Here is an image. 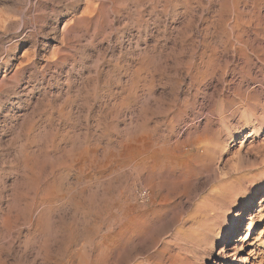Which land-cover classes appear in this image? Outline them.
<instances>
[{
	"label": "rangeland",
	"instance_id": "374dc122",
	"mask_svg": "<svg viewBox=\"0 0 264 264\" xmlns=\"http://www.w3.org/2000/svg\"><path fill=\"white\" fill-rule=\"evenodd\" d=\"M0 7V264H264V0Z\"/></svg>",
	"mask_w": 264,
	"mask_h": 264
},
{
	"label": "bare ground",
	"instance_id": "6f19581e",
	"mask_svg": "<svg viewBox=\"0 0 264 264\" xmlns=\"http://www.w3.org/2000/svg\"><path fill=\"white\" fill-rule=\"evenodd\" d=\"M241 40V39H240ZM227 45V44H226ZM210 107V106H209ZM203 127V126H202ZM201 129V128H200ZM142 131V130H141ZM202 134V133H201ZM200 133H199V136L201 135ZM206 134V133H205ZM133 135V134H132ZM131 135V136H132ZM138 136H139V134H137ZM204 135V134H203ZM135 136V135H134ZM138 136H136V137H138ZM150 136V135H149ZM205 136H207V135H204L203 137H197V139L193 142L194 143V147L195 148H197V150L196 151H198V157L199 158H197V159H200L201 161H203V162H201V163H207V165L209 166V167H211V169H213V171H215L216 172V174L217 175H219V176H221V175H223V171H221L220 170V168L219 167H217L218 165H217V158H218V150L221 148V147H218L217 145L218 144H213V142L212 143H208V142H206V143H202V141L205 139ZM129 137V136H128ZM127 137V138H128ZM133 137V136H132ZM131 137V138H132ZM207 138H209V137H207ZM193 139V138H192ZM146 140V139H145ZM152 140V139H151ZM158 140V139H157ZM194 140V139H193ZM209 140V139H208ZM126 141V140H125ZM210 141V140H209ZM213 141V140H212ZM123 142V141H122ZM127 142V141H126ZM125 142V143H126ZM190 142H192V140L190 141ZM124 143V144H125ZM166 144V143H165ZM163 145V144H155L154 145V185H156L158 188H160L161 186H164V184L166 183V181H167V179L168 180H172L173 182H181V181H184V179H185V175L187 174V173H189V172H191L192 171V168L193 167H191V168H189V165L191 164L190 163V161H188V162H186L185 163V165H183V166H178L179 168H176V170H174V172H173V174H171V171H170V173L169 172H167L166 173V171L168 170H166V167H167V165H170V164H168L170 161H171V159H173L172 158V156L176 153V150H177V143H175V146H171L170 144L169 145ZM142 143H141V141L140 140H138V139H136V140H134V141H130L129 143H127L126 144V147L128 148V149H130V150H133V149H135V150H140L141 148H142ZM172 145H174V144H172ZM191 145V144H190ZM119 146H120V144H119ZM216 146L219 148H216ZM183 148V147H182ZM192 149H193V147H192ZM218 149V150H217ZM145 150V149H144ZM222 150V149H221ZM186 151H187V149H186ZM220 151V150H219ZM78 152V151H77ZM76 152V153H77ZM81 152V151H80ZM88 152V151H87ZM124 152V151H123ZM183 152V151H182ZM188 152V151H187ZM190 152V151H189ZM139 153V152H138ZM78 154V153H77ZM76 154V155H77ZM194 154V153H193ZM79 155V154H78ZM77 155V156H78ZM83 155V154H82ZM87 155H85V157H86ZM196 156H197V154H196ZM79 157V156H78ZM88 157V156H87ZM179 157H181V156H179ZM193 157V156H192ZM81 158V157H80ZM196 158V157H195ZM84 159V158H83ZM105 159V158H104ZM193 159V158H192ZM149 160V159H148ZM174 160H176V159H174ZM174 160H172V161H174ZM191 160V159H190ZM86 161V160H85ZM84 161V162H85ZM143 161V160H142ZM147 161V160H146ZM176 161H178V159L176 160ZM82 162H83V160H82ZM83 162V163H84ZM192 162V161H191ZM196 162V161H195ZM71 163V162H70ZM140 163V162H139ZM150 163V162H149ZM173 163V162H172ZM176 163V162H175ZM91 164V163H90ZM151 164V163H150ZM174 164V163H173ZM172 164V165H173ZM187 164V165H186ZM195 163H193V165H194ZM197 164V163H196ZM219 164V163H218ZM84 165H85V163H84ZM138 165H140V164H138ZM137 165V166H138ZM171 165V166H172ZM192 165V164H191ZM217 165V166H216ZM145 166H147V165H145ZM174 166H175V164H174ZM92 168V167H91ZM142 168H144V167H142ZM147 168V167H146ZM170 168V167H169ZM236 168V167H235ZM86 169V168H85ZM174 169V168H173ZM233 169V168H232ZM232 169H229L227 172H225V174H227L228 175V177H221V180L222 181H224V182H227V180L233 175V172L231 171ZM206 171V170H205ZM210 171V170H209ZM169 173V174H168ZM204 173V172H203ZM168 175V176H167ZM35 178H37V177H35ZM33 180V179H32ZM35 180V179H34ZM36 181H37V179H36ZM39 181V180H38ZM229 181V180H228ZM229 183V182H228ZM227 183V184H228ZM40 184H41V182H40ZM36 185V184H35ZM228 185H230V184H228ZM37 186H40L39 185V183H38V185ZM179 187V186H178ZM39 188V187H38ZM226 188H227V186H226V184H224L223 185V187L221 188V192H226L225 190H226ZM40 189V188H39ZM42 189V188H41ZM228 189V188H227ZM46 190V189H45ZM35 191H37V190H35ZM50 192V191H49ZM56 192V191H55ZM56 195V194H55ZM218 197V196H217ZM225 197V196H224ZM164 199H165V197H164ZM166 200V199H165ZM208 203H210V202H208ZM34 204V203H33ZM161 205V204H160ZM217 206V205H216ZM215 210V209H214ZM168 211V210H167ZM197 214V213H196ZM126 216V215H125ZM161 216V215H160ZM207 216V215H206ZM208 218V217H207ZM2 219V218H1ZM125 219V218H124ZM136 219H137V216H136ZM135 219V220H136ZM161 219V218H160ZM134 220V219H133ZM142 221V220H141ZM133 222V221H132ZM136 222V221H135ZM140 222V221H139ZM204 222V221H203ZM144 223V222H143ZM212 223V222H211ZM139 225H141V223H139ZM214 226V225H213ZM231 228L230 229H233V226H230ZM213 228V227H212ZM212 230V229H211ZM200 231V230H199ZM196 233V232H195ZM197 233H199V232H197ZM188 236V235H187ZM128 237V236H127ZM184 237V236H183ZM256 236L255 237H251L250 235H249V233L247 232V231H245V233H244V238H242L241 240H244V239H247L246 240V242L243 244V246L245 247V249L247 250V249H249L251 246H253V245H255V243H256ZM187 239H188V237H187ZM179 240H180V238H179ZM205 241V240H204ZM184 242V241H183ZM112 244V243H111ZM174 244V243H173ZM201 248V247H200ZM186 253V252H185ZM169 255V254H168ZM161 256V255H160ZM160 261V260H159ZM162 263V262H161ZM181 263V262H180Z\"/></svg>",
	"mask_w": 264,
	"mask_h": 264
},
{
	"label": "clouds",
	"instance_id": "9594fccd",
	"mask_svg": "<svg viewBox=\"0 0 264 264\" xmlns=\"http://www.w3.org/2000/svg\"><path fill=\"white\" fill-rule=\"evenodd\" d=\"M9 20L19 21V16H10L8 12L0 7V31H6V24Z\"/></svg>",
	"mask_w": 264,
	"mask_h": 264
}]
</instances>
